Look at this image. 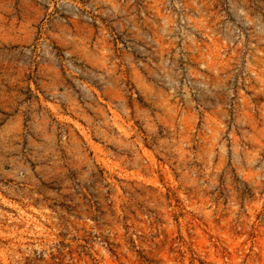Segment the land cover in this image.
Masks as SVG:
<instances>
[{
  "label": "rangeland",
  "instance_id": "1",
  "mask_svg": "<svg viewBox=\"0 0 264 264\" xmlns=\"http://www.w3.org/2000/svg\"><path fill=\"white\" fill-rule=\"evenodd\" d=\"M0 264H264V0H0Z\"/></svg>",
  "mask_w": 264,
  "mask_h": 264
}]
</instances>
